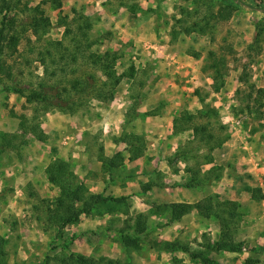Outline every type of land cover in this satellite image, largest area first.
Segmentation results:
<instances>
[{
	"label": "rangeland",
	"instance_id": "rangeland-1",
	"mask_svg": "<svg viewBox=\"0 0 264 264\" xmlns=\"http://www.w3.org/2000/svg\"><path fill=\"white\" fill-rule=\"evenodd\" d=\"M5 2L14 6L5 10ZM36 7L50 22L40 36L27 30ZM78 15L91 22V53L116 55L122 78L114 88L102 72L90 80L83 61L63 72L52 64L61 52L50 44ZM1 22L20 41L3 55L13 77L0 84V139L18 134L28 143L18 151L0 145V264H67L71 255L103 264H203L200 255L215 264H264V90L257 92L264 89V0H0ZM209 53L223 59L220 72L207 68ZM79 75L88 83L76 93L71 81ZM13 86L22 92L5 89ZM86 86L88 95L80 93ZM61 87L70 93L63 102L55 99ZM23 89L38 98L27 100ZM202 99L209 121L195 122L222 125L229 137L212 152L192 131L170 127L181 112L201 109ZM23 116L45 142L20 130ZM60 162L91 194L124 197L121 208L82 213L62 229L48 223L59 191L45 170ZM207 197L238 204L230 236L240 252L217 250L213 216L193 208L171 221L159 213L164 204Z\"/></svg>",
	"mask_w": 264,
	"mask_h": 264
},
{
	"label": "trees",
	"instance_id": "trees-1",
	"mask_svg": "<svg viewBox=\"0 0 264 264\" xmlns=\"http://www.w3.org/2000/svg\"><path fill=\"white\" fill-rule=\"evenodd\" d=\"M9 4L10 3L5 2V4H3V9L10 10V8L14 6ZM33 11V19L29 20L27 30L31 31L37 36H40L39 32H47L50 22L48 18L44 17V14L42 11H40L39 7H36ZM219 14L222 17L224 13L220 11ZM63 26L65 28L63 39L61 41H55L49 46L53 47V49L57 52H61L59 60L54 61V51H51L49 47L46 49V56L53 60L52 64L63 66L61 69H59V72H63L65 67L71 66L73 64L76 65L80 61H83L84 65H86L91 71V74L88 76L90 80H95L97 77L96 73L99 71L106 76L107 80H111V87L114 88V86L117 85L122 78L121 75L116 76V72L114 70L113 63L116 59V55L108 51H105L101 55H94L91 53V48L94 46V42L92 41V34H90L92 26L88 17L84 15H78L76 19H73V21L64 22ZM64 40H67L66 44L64 43ZM0 41V84H2L5 80H11L13 77V70L11 66L7 65L5 60H3V55H5L7 50H9L11 53L16 51L20 37L16 35L14 28L10 27L8 23L1 22ZM69 48H71V50H69ZM44 56L45 54L41 55L40 62L46 66L47 63ZM223 64V59L217 58L213 53H209L207 62L208 69L212 70V72H220V67L223 66ZM86 79L87 78L80 77V75L77 76L71 81V89L76 93H79L77 89L80 85L88 83ZM241 81L243 83H248L244 77H241ZM100 84H102L104 87L107 85L106 82H102ZM250 88L253 89L254 86L251 85L249 86V89ZM5 89L14 93L22 92L21 89H18L14 86L11 88L5 87ZM58 89H60V91H56L57 96L55 99L63 102L66 100V97H69L70 93L67 92L65 87ZM263 90L264 89H258L257 92L260 93ZM26 93L27 92H25L23 89V96ZM80 93H84L85 95L90 94L89 86L83 87ZM26 97L29 101L38 98L37 95L31 92L29 94L27 93ZM200 103L202 108L197 110L195 114L185 111L181 112L180 116L173 122V133L192 131L194 137L205 141V143L209 145L208 149L210 152H212L213 150L221 147L229 137L226 134L221 135V132L225 129V127L222 125L215 124L213 126L208 123L198 124L195 122L198 121L200 116H203V118L209 121V113H207L209 108L203 99L200 101ZM68 110L72 111L73 108ZM19 126L23 133L29 135L31 134L38 141L45 142L47 140V135H45L39 125L29 124L26 117L23 116V119H20ZM216 128L218 129L217 131H215ZM133 140L136 141V139ZM210 142L212 146H210ZM27 143V140L23 139V137L19 136L18 134L5 133L0 139L1 147L7 148L11 151H18L20 146H24ZM137 154L138 153H136L135 156ZM133 158L134 157L130 159L132 160ZM207 160L209 163L211 162V159ZM102 161L103 163H109L110 168L116 166L110 159L108 160L106 158H102ZM45 173L48 182L52 186L56 187L59 191V195L53 205L48 206L46 209V221L52 225H56L58 229H62L69 224L76 223L82 213L88 215L92 210H100L103 208L108 212L118 211L117 207H120L122 202L125 201L124 197L122 196L111 197L104 196L102 194H91L83 184H77L76 177L66 162L50 163L47 166ZM193 208L200 216L205 218H210L213 216L217 220L221 230L219 240L213 243L217 250L236 253L241 251V246L236 244L230 236L231 229L236 225L240 217L238 204L233 201H219L215 197H207L196 202L194 205L189 203L164 204L159 207V213H168L170 215L171 221H178L183 216L188 214ZM142 218L143 216L139 215L137 220ZM143 225L144 223L137 224V227H141V229H137L138 232H142L144 230L145 227ZM131 245L137 247L136 241L132 240ZM165 250L169 252L176 251L170 247H166ZM180 251L185 252L183 249H180ZM195 256L198 255L195 254ZM200 257L203 261V264H215L207 257H202L201 255ZM66 261H68L67 264H103L100 261L96 263L95 261L80 255H71ZM108 263L111 264V261H108Z\"/></svg>",
	"mask_w": 264,
	"mask_h": 264
},
{
	"label": "crops",
	"instance_id": "crops-1",
	"mask_svg": "<svg viewBox=\"0 0 264 264\" xmlns=\"http://www.w3.org/2000/svg\"><path fill=\"white\" fill-rule=\"evenodd\" d=\"M170 127H172L173 128V124L170 122ZM152 191V190H151ZM153 192H155L154 190H153ZM109 248L111 249V250H115L116 248L118 249V246H116V245H113V247H112V244H111V246H109ZM108 248V249H109ZM118 252V251H117ZM110 254V253H109Z\"/></svg>",
	"mask_w": 264,
	"mask_h": 264
}]
</instances>
